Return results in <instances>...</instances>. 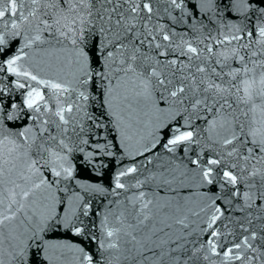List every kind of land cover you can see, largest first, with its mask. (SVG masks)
Segmentation results:
<instances>
[{
	"label": "snow or ice",
	"instance_id": "1",
	"mask_svg": "<svg viewBox=\"0 0 264 264\" xmlns=\"http://www.w3.org/2000/svg\"><path fill=\"white\" fill-rule=\"evenodd\" d=\"M3 72L0 264H264V0H0Z\"/></svg>",
	"mask_w": 264,
	"mask_h": 264
},
{
	"label": "water",
	"instance_id": "2",
	"mask_svg": "<svg viewBox=\"0 0 264 264\" xmlns=\"http://www.w3.org/2000/svg\"><path fill=\"white\" fill-rule=\"evenodd\" d=\"M44 59H46L48 61V63L55 65L57 63L56 61V57L52 56L51 58L48 57H44ZM54 74V73H53ZM15 78L10 76V74L3 72L0 73V87H7L9 89H13V85L10 83L11 80H14ZM25 91V90H13L12 91V95L14 96L15 100L17 102H23L24 100V96L21 95V93ZM90 112L95 111V112H99L100 109L99 107L93 109L91 108V106L88 109ZM202 123V122H201ZM86 151L88 150L87 146H84ZM82 154H77V160L74 162V165H78V161H79V156ZM111 159L114 160H118L119 157H113ZM131 158L129 157H124L123 161H121V164L123 165H127L130 164ZM116 169L112 168L110 166V168L108 170H105V175L103 177H100L98 175H96L95 173H88L87 171L81 173L79 171H77L76 175L78 176V178L81 180V182H95L98 180L103 179V183L104 186L106 188H110L112 187V175H113V171H115ZM125 180L129 179V177H125ZM62 183H68V184H74L75 181H68V182H62ZM78 190V189H77ZM81 194L86 198L89 199L91 198V201L93 203V207L94 208H98L101 211H105L106 210V205L108 203L109 200H121L123 198V195L121 196H113V195H108V194H93L90 192H81ZM163 195V193H161ZM197 198L194 196L193 200H196ZM100 217H97V221H99ZM71 239H77L75 237H72ZM117 264H119V262H117Z\"/></svg>",
	"mask_w": 264,
	"mask_h": 264
}]
</instances>
